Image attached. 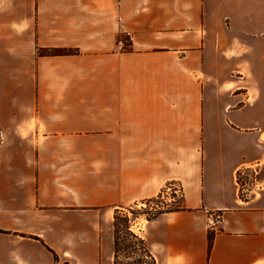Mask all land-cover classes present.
Wrapping results in <instances>:
<instances>
[{
  "label": "crops",
  "instance_id": "crops-1",
  "mask_svg": "<svg viewBox=\"0 0 264 264\" xmlns=\"http://www.w3.org/2000/svg\"><path fill=\"white\" fill-rule=\"evenodd\" d=\"M170 185L157 264H264V0H0V264H100Z\"/></svg>",
  "mask_w": 264,
  "mask_h": 264
},
{
  "label": "trees",
  "instance_id": "trees-1",
  "mask_svg": "<svg viewBox=\"0 0 264 264\" xmlns=\"http://www.w3.org/2000/svg\"><path fill=\"white\" fill-rule=\"evenodd\" d=\"M39 50H41L39 56L72 55L78 53V50L75 49L39 48L38 51ZM164 192L165 191L160 193L157 197L162 196ZM182 208V205H179L173 209L156 211L148 216L147 220H153L161 214L178 211ZM128 210L131 211V209ZM212 240L213 234L211 233L209 235L210 247ZM47 249L52 253L57 263V255L55 252L50 248ZM113 264H157V260L149 249L146 241L132 230V219L128 212L123 210H118L114 214Z\"/></svg>",
  "mask_w": 264,
  "mask_h": 264
},
{
  "label": "rangeland",
  "instance_id": "rangeland-1",
  "mask_svg": "<svg viewBox=\"0 0 264 264\" xmlns=\"http://www.w3.org/2000/svg\"><path fill=\"white\" fill-rule=\"evenodd\" d=\"M18 1L21 2L24 0H18ZM128 46H129V40H127L125 48H128ZM40 52L41 50L39 51L36 50V55L39 56ZM174 187H175L174 185H170L168 186V188L166 189V191L162 196L141 202L137 206L131 208L132 212L127 210L130 218L132 219V225L134 224V222L141 221L140 226L143 227L146 224V220L148 216H150L152 213L159 210L173 209L179 205H182L183 202V198L181 196L182 189L179 194H175L173 193ZM110 234L112 238V234H113L112 226L110 228ZM108 262H110V264H113V247L111 245L108 248L105 243V248L103 250V258L100 264H108ZM57 264H69V263L62 262L58 259Z\"/></svg>",
  "mask_w": 264,
  "mask_h": 264
},
{
  "label": "built area",
  "instance_id": "built-area-1",
  "mask_svg": "<svg viewBox=\"0 0 264 264\" xmlns=\"http://www.w3.org/2000/svg\"><path fill=\"white\" fill-rule=\"evenodd\" d=\"M238 174V183L240 185V191L242 196L247 194L249 188L248 186L252 184L253 177L256 175V168H244L239 171ZM173 193L179 194L181 192V188L178 185H174ZM170 189V188H169Z\"/></svg>",
  "mask_w": 264,
  "mask_h": 264
}]
</instances>
